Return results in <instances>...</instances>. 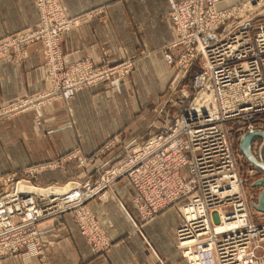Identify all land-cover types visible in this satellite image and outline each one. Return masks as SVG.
<instances>
[{
    "label": "built area",
    "instance_id": "1",
    "mask_svg": "<svg viewBox=\"0 0 264 264\" xmlns=\"http://www.w3.org/2000/svg\"><path fill=\"white\" fill-rule=\"evenodd\" d=\"M170 1L176 39L164 53L169 65L183 71L179 81L193 72L194 100L185 104L175 124L151 135L110 167L94 189L72 182L74 186L65 195L57 193V185L45 188L49 192H17L21 181L14 183L8 195L0 197V240L5 242L0 244V255L6 247L18 248L20 234H28L31 240L38 237L36 228L26 232L45 219L46 211L37 205V198L55 201V214L75 210L83 233L107 243L84 203L114 179L129 175L137 190L136 209L143 219L152 220L173 205L179 208L183 224L178 249L189 264H264V224H256L251 217L225 130L229 119L251 121L264 112V26L249 19L264 6V0H237L223 7L219 4L230 0ZM41 7L56 17L54 32L46 37L49 58L54 60L48 66L50 90L35 97L39 100L17 104L15 111L37 107L44 99H71L85 87L113 78L117 81L130 71L129 61L116 69L95 70L87 60L75 62L65 72L56 48L62 32L74 22L64 17L59 0H41ZM33 32L26 40L39 39V30ZM182 94L185 99L191 95L187 89ZM207 95L214 101L202 106L201 99ZM18 215H22L20 229L14 221Z\"/></svg>",
    "mask_w": 264,
    "mask_h": 264
},
{
    "label": "rangeland",
    "instance_id": "2",
    "mask_svg": "<svg viewBox=\"0 0 264 264\" xmlns=\"http://www.w3.org/2000/svg\"><path fill=\"white\" fill-rule=\"evenodd\" d=\"M167 1L170 7L168 18L172 24L174 33L171 41L160 48L161 55L165 62V64L162 65L163 59L160 56L159 60L156 59V56L143 57L151 54V52L146 50V46L142 41H140L142 45H139L141 48L139 54H131L130 51L124 49L118 58H113L107 50H104L102 55L97 59L86 56L68 61V56L62 47L63 35L77 25H80L82 17L69 16L62 0H59L62 9L64 10V17L67 20L74 22L69 29L62 32L56 48V53L61 54L59 61L62 63L64 71L66 69L68 70L70 68L69 66L75 62L77 64L87 60H90L93 63L96 67L95 70L105 68L116 69L117 67L124 65L125 62L129 61L132 63L130 71L119 80L113 81L116 79L113 78L107 82L90 85L79 90L78 92L89 89V94L84 98H81L77 107H72L71 101L78 92L71 99H44L39 106L37 105V107L27 111L25 109L14 110V107L17 104L21 102L27 103L28 101L33 102L34 99L39 100V98L35 97H40L39 95L50 90L48 66L49 63L54 60L49 58L46 37L54 32L56 17L53 12L44 13L45 10H42L41 0H34L40 14L39 21L35 23V25L25 27L18 31L9 32L0 39V58L15 60L21 63L29 57V46L34 45L39 49L43 55L45 83L48 84L47 87L40 92L27 94L0 105V127L2 125H11V128L7 129L5 132L0 128V162L3 160L2 155H4L5 159H12L17 146L23 143L21 141L24 140V137H19L18 132L12 129L11 124L12 119L22 113L34 111L38 108H44V106L49 105L51 102L57 103L58 109L54 111V114H59V116L62 117L65 114L67 116V121L58 124L55 128L59 127L58 129H63L65 127L68 128L69 131L67 132L68 135L63 133L61 136H53L57 141L58 151L55 152L54 157L50 159V161L27 165L20 170L11 169L6 172H0V197L5 196L14 183H19L24 180H28L35 184V186L42 188H49L54 185L65 186L67 183L78 182L84 189L89 184L92 186V189H94L98 184H101L103 177L107 174V171L110 170V167L117 165L132 148L138 146L151 135L164 130L168 125L175 124L185 104L187 105L188 102H192L196 93L193 84V72L187 73L186 77L182 81H179V77L182 75L183 71L181 69H178V71L175 66L169 65L164 53L166 47L176 39V28L174 25L171 1ZM175 1L184 2L185 0ZM236 1L237 0L221 2L219 6H227L226 4L232 2L235 3ZM95 14H102V12L98 10ZM249 19L252 20L250 21L252 24L258 25V27L264 26V6L259 11L251 14ZM49 21L53 22L49 23ZM137 26V24L133 23L134 29L137 28ZM36 30H39V39L26 40L29 36H33V31ZM20 35H22L24 39L18 40ZM142 58L143 60L139 61ZM179 58L180 56L176 52L175 59L178 60ZM167 79L168 81L166 82ZM184 89H187L191 93L186 99L182 94ZM107 120L109 122L103 126L104 122ZM251 126H253L255 130H264V112L257 114L251 121L241 118L229 119L225 123V130L235 157L236 169L239 177L243 181V191L246 195L251 217L256 224H264V212L258 211L253 207V203L257 202L258 193L260 195L262 190L261 187L254 186L253 184L258 179L264 177V171L250 162L240 149L241 137L246 131H250L249 129ZM38 131H40L39 134L43 138L49 139V141H51L50 143L54 142L50 137L53 135L54 130L44 131L42 125H40V130ZM5 138L7 141L9 140V147L3 144V141L5 143L7 142L5 141ZM263 141V138L256 137L252 142L253 154L259 161H264ZM77 144L79 146H77ZM95 144L98 146L92 151L93 153L89 152V154H85L82 152V146L83 148L84 146H88V148L90 146L91 148ZM71 145L74 146V148H70ZM64 147L70 149H67V151ZM63 149L65 151L62 152ZM84 150H86V148ZM69 163H73L75 166L74 172L71 174L68 172ZM122 178H126L130 182L129 175H122L114 179L109 187L94 194L84 203L86 209L89 210L98 223V228L104 233H102V235L107 243L94 241L89 235L83 233L79 221L76 219L75 210L55 214V212H53V207L56 204L55 201H51L48 198H37V205L44 208L46 211L44 213L45 219L40 220L34 227L32 225L27 228L26 232H30L32 228H36L39 230L38 237L31 240L29 239L28 234H25L24 236L23 234H20L19 236L22 238V241L20 245H17L18 248H14L13 246L6 247L0 255V260L8 257L27 258L36 256L39 258L41 264H49L47 259V248L55 245V243L62 238L58 234L57 236H52L50 233H52L54 229H57L58 231H66L68 229L65 220L67 214H71L79 233L88 242L92 253L94 255H108L113 245L111 237L103 227L101 220L89 206V202L93 199H97L100 202L107 203L114 197L118 203L123 205L117 187L118 181ZM130 184L132 185L131 182ZM70 185L72 184H69L66 188H69ZM132 187L136 192L134 197L135 200L137 190L133 185ZM134 207L136 208L135 202ZM171 208L176 209L181 220L175 231V245L178 249V231L183 224V217L179 208L174 205L170 206L157 214L153 219ZM46 213H54L55 216L46 215ZM137 214L138 220L150 221L143 219L139 211H137ZM14 221L20 229L23 225L22 215L21 217L18 215ZM135 225L136 230L138 231L140 225ZM13 233L14 231L9 235ZM47 235L50 236V238H45ZM13 236L14 235H11L8 238L10 239ZM0 244H5V242L1 241ZM178 251L184 257L179 249ZM185 260L187 261L186 258Z\"/></svg>",
    "mask_w": 264,
    "mask_h": 264
},
{
    "label": "crops",
    "instance_id": "3",
    "mask_svg": "<svg viewBox=\"0 0 264 264\" xmlns=\"http://www.w3.org/2000/svg\"><path fill=\"white\" fill-rule=\"evenodd\" d=\"M62 2L69 16L82 17L80 25L63 35L62 47L68 61L86 56L97 59L104 50L113 58H118L124 49L131 54H139L141 51L139 45L142 43L146 50L151 52L143 57L156 56L159 60V56L162 57L160 48L173 38L174 31L168 18L170 7L167 0H62ZM98 10L102 14H95ZM39 18L40 14L34 0H0V39L9 32L35 25ZM133 23L138 25L137 28H133ZM28 54V59L21 63L0 58V105L27 94L40 92L47 87L41 51L31 45L28 47ZM142 60L143 58L139 61ZM87 94L89 89L78 92L71 101L72 107H77L81 98ZM57 109V103L51 102L44 108L22 113L12 119V129L18 132L19 137H24V140L15 149L12 159H5L2 155L4 161L0 162V172L20 170L27 165L50 161L54 157L58 151V144L53 136H61L63 133L68 135L69 132L65 127L55 128L67 121L65 114L63 117L54 114ZM107 122L109 121H105L103 126ZM40 125L44 131L54 130L50 136L53 143L39 134ZM0 128L5 132L11 125H2ZM3 144L10 146L9 140L6 143L3 141ZM97 146L95 144L91 148L80 147L83 153L89 154L93 153ZM72 147L74 148L71 145L70 148ZM70 148L64 147L65 150ZM74 169L73 163H69L68 172L71 174ZM117 187L123 205L114 197L107 203L97 199L89 202V206L111 237L113 245L108 255H94L86 239L79 233L71 214H67L65 220L68 229L66 231L54 229L50 233L52 236L58 234L62 238L47 248L49 264H188L175 245V231L181 221L176 209H168L150 221L138 220L134 207L136 194L134 188L126 178L120 179ZM135 224L140 225L138 231ZM48 237L50 238L48 235L45 238ZM0 264L41 263L38 257L33 256L8 257L0 260Z\"/></svg>",
    "mask_w": 264,
    "mask_h": 264
},
{
    "label": "water",
    "instance_id": "4",
    "mask_svg": "<svg viewBox=\"0 0 264 264\" xmlns=\"http://www.w3.org/2000/svg\"><path fill=\"white\" fill-rule=\"evenodd\" d=\"M256 137H261L264 140V130L256 129L254 131H246L241 137L240 149L250 162L264 171V161H259L252 151V142ZM253 185L262 188L257 202L253 203V207L258 211L264 212V177L258 179Z\"/></svg>",
    "mask_w": 264,
    "mask_h": 264
},
{
    "label": "bare ground",
    "instance_id": "5",
    "mask_svg": "<svg viewBox=\"0 0 264 264\" xmlns=\"http://www.w3.org/2000/svg\"><path fill=\"white\" fill-rule=\"evenodd\" d=\"M225 2H227V1H225ZM46 94V93H45ZM45 94H43L42 96H44ZM41 97V96H40ZM212 100V101H211ZM209 101H211V102H213L214 101V99H213V96L212 95H207L206 97H204L203 99H201V105L202 106H205L206 104H209L210 102ZM39 109V108H38ZM23 182V183H22ZM69 184H72V185H70V187L69 188H66ZM30 186H32V187H30ZM58 187L57 188H55L56 189V191H57V193L58 194H60V195H65V193H68V191L72 188V186H74V184L73 183H67L65 186H59V185H57ZM33 187H35V185L33 184V183H26V182H24V181H21L20 183H19V185H17L16 186V190H17V192L18 191H25V190H27V191H33V190H35V189H37V191L39 190V191H43V192H49L50 191V189H45V188H41V187H36V188H33ZM234 189L235 190H237L238 191V189H239V186L238 185H234ZM107 195V194H106ZM106 195H105V197H106Z\"/></svg>",
    "mask_w": 264,
    "mask_h": 264
},
{
    "label": "flooded vegetation",
    "instance_id": "6",
    "mask_svg": "<svg viewBox=\"0 0 264 264\" xmlns=\"http://www.w3.org/2000/svg\"><path fill=\"white\" fill-rule=\"evenodd\" d=\"M258 196H259V193H258ZM258 196H257V198H258ZM258 200V199H257Z\"/></svg>",
    "mask_w": 264,
    "mask_h": 264
}]
</instances>
